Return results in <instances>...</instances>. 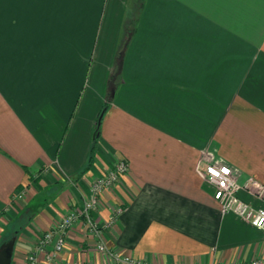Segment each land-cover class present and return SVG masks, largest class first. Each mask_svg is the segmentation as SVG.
I'll list each match as a JSON object with an SVG mask.
<instances>
[{
    "label": "crops",
    "instance_id": "crops-1",
    "mask_svg": "<svg viewBox=\"0 0 264 264\" xmlns=\"http://www.w3.org/2000/svg\"><path fill=\"white\" fill-rule=\"evenodd\" d=\"M132 1L0 0V245L28 213L12 259L25 264L124 160L129 170L92 212L109 249L144 264L264 259V230L223 213L203 177L219 161L239 183L264 184V56L233 46L228 24L211 19L230 15L215 8L228 1L252 5L239 17H264L254 10L264 0H144L136 14ZM65 238L57 264L113 262L82 219ZM52 250L38 252L41 264Z\"/></svg>",
    "mask_w": 264,
    "mask_h": 264
},
{
    "label": "built area",
    "instance_id": "built-area-1",
    "mask_svg": "<svg viewBox=\"0 0 264 264\" xmlns=\"http://www.w3.org/2000/svg\"><path fill=\"white\" fill-rule=\"evenodd\" d=\"M128 170L129 164L121 160L113 168H110L107 173L96 178L90 184L89 194L84 195L82 209L71 210L54 226V229L40 236L35 251L28 254L25 264H41L37 254L50 244H53V250L47 255L48 263L57 264L54 258L55 255L61 252L65 247V236L67 231L80 219L84 221L89 233L96 237L98 250L110 256L113 261L111 264H144L129 254L109 249L102 241L103 225L92 215L93 210L96 209L99 204L103 190L112 186L121 176L127 173ZM203 177L214 187V198L220 203L223 213L233 212L252 225L264 230V205L256 208L239 196V192L244 190L264 201V184L257 182L253 178L248 179L243 184L239 183L232 168L219 161L207 164L203 172ZM121 213L122 208H119L111 217L109 224ZM73 264L99 263L89 261L86 263ZM249 264H264V259L254 260Z\"/></svg>",
    "mask_w": 264,
    "mask_h": 264
},
{
    "label": "rangeland",
    "instance_id": "rangeland-1",
    "mask_svg": "<svg viewBox=\"0 0 264 264\" xmlns=\"http://www.w3.org/2000/svg\"><path fill=\"white\" fill-rule=\"evenodd\" d=\"M144 0H133L131 4H128V9H134L135 8V14L139 11V7L142 4ZM145 3V2H144ZM224 3V2H222ZM225 6L223 4L219 6H215V8L220 11L222 8H227V17L222 16V17H217V18H211L212 20H215L218 25L220 24H228V37L230 38L231 44L234 46L235 44L238 46L240 45H250L254 46V48L251 50L252 51V56H264V17L262 16H256V17H239V8H240V13H246L249 12L247 10H250V12H254L252 10V5L246 2H241V5L239 7V1H228L226 2ZM219 4V3H218ZM244 8V9H243ZM264 9V2L263 1H258L254 3V10H258L260 12L261 10ZM256 13V12H255ZM139 14V13H138ZM137 14V15H138ZM215 16V15H214ZM137 18L134 17L131 20V23L134 24L135 19ZM226 20V22H225ZM225 22V23H224ZM243 28V29H242ZM249 30V31H248ZM239 51V50H237ZM239 55V54H238ZM113 85V83H112ZM100 116L98 117L99 120ZM24 192H22L19 197L16 199L17 201L21 200V202H18V207L20 210L24 207V202L25 198L23 196ZM25 195V194H24ZM26 212V211H25ZM28 213H25L22 215L21 220L9 224L8 231L4 235V239H9L11 238L14 230L18 227L20 224V221H23L27 218ZM2 240V243H3Z\"/></svg>",
    "mask_w": 264,
    "mask_h": 264
},
{
    "label": "trees",
    "instance_id": "trees-1",
    "mask_svg": "<svg viewBox=\"0 0 264 264\" xmlns=\"http://www.w3.org/2000/svg\"><path fill=\"white\" fill-rule=\"evenodd\" d=\"M121 64H122V62H121V60L119 59V61L117 62V66H118V67H117V71L113 74V76H112V80H114L116 74H117L118 71L120 70V68H121ZM106 107H107V104H105V106L103 107V110H104ZM103 110H102L101 113H100V118H99V120H98L97 128H96V130H95V137H96V138L98 137V135H99V133H100V130H101V120H102V114H103V112H104ZM93 153H94V146H93L92 151H91V156H90V160H89L88 166H87V168H85V170L82 171V173H84V172L88 169V167L92 164V161H93V158H94V154H93ZM21 218H22V217H20L17 221L21 220ZM17 221H16V222H17ZM28 221H29V218H28V217H27L25 220L20 221V224H19L18 227L14 230V232H13L11 238H12L13 236H17L18 233L21 231V229H22L23 227L26 226V224H27ZM11 238H9V239H11ZM9 239H4L3 242L8 241Z\"/></svg>",
    "mask_w": 264,
    "mask_h": 264
},
{
    "label": "water",
    "instance_id": "water-1",
    "mask_svg": "<svg viewBox=\"0 0 264 264\" xmlns=\"http://www.w3.org/2000/svg\"><path fill=\"white\" fill-rule=\"evenodd\" d=\"M15 243L16 237L13 236L0 245V264H12Z\"/></svg>",
    "mask_w": 264,
    "mask_h": 264
}]
</instances>
